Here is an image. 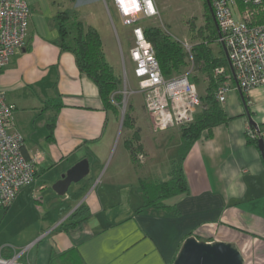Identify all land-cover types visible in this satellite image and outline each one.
I'll use <instances>...</instances> for the list:
<instances>
[{
  "label": "crops",
  "instance_id": "0c3cea01",
  "mask_svg": "<svg viewBox=\"0 0 264 264\" xmlns=\"http://www.w3.org/2000/svg\"><path fill=\"white\" fill-rule=\"evenodd\" d=\"M26 1L32 11L28 43L2 71L0 86L16 105V126L24 136L26 155L41 157L36 177L40 175L42 184L36 191H54L53 184L84 158L91 171L71 184L65 195L54 191L59 196L55 207L44 214L39 231L24 247L5 241L0 254L5 258L20 254L18 261L24 264H173L185 240L194 236L235 243L244 264H264V157L248 141L250 121L240 91H230L222 104L229 121L205 131L185 156L188 191L166 199L165 207L139 211L144 202L142 182L171 178L183 145L181 130L178 156L169 154L162 159L165 165L156 166L137 117L133 121L141 145L137 160L126 146L127 136L108 161L115 138V130L108 128L111 114L117 123L116 113L105 108L96 84L80 72L75 55L57 44L56 2ZM257 93L253 89L248 99ZM253 120L263 128L264 119ZM96 168H103L97 185ZM48 171L51 175L45 179Z\"/></svg>",
  "mask_w": 264,
  "mask_h": 264
},
{
  "label": "built area",
  "instance_id": "2783aa9c",
  "mask_svg": "<svg viewBox=\"0 0 264 264\" xmlns=\"http://www.w3.org/2000/svg\"><path fill=\"white\" fill-rule=\"evenodd\" d=\"M125 25L132 26L133 45L129 50L133 74L143 95L152 128L163 131L193 121L201 98L188 74L165 77L154 45L146 38L143 21L158 16L154 0H136L135 13L126 11L121 0H112ZM219 29V42L226 49L230 67H215L219 77L216 97L221 104L232 90L248 95L264 85V0H211ZM31 7L26 0H0V75L13 56L28 43ZM192 55V45L180 41ZM222 77V79H221ZM247 104H252L248 99ZM15 105L0 86V208L8 207L18 192L36 178L39 155L29 157L24 150L25 139L15 122ZM247 136L263 138L264 130L247 127ZM26 250V248L24 249ZM19 255L5 258L0 264H24Z\"/></svg>",
  "mask_w": 264,
  "mask_h": 264
},
{
  "label": "rangeland",
  "instance_id": "374dc122",
  "mask_svg": "<svg viewBox=\"0 0 264 264\" xmlns=\"http://www.w3.org/2000/svg\"><path fill=\"white\" fill-rule=\"evenodd\" d=\"M51 1L56 2L57 12L68 10L71 14L69 15L71 16L70 18L61 16L62 19L67 21L66 23H68L70 30H72V21L80 19L85 25H91L99 31L106 58L112 65L115 74L121 80L119 90L114 93L116 94L114 98L121 96L120 101L116 102L118 108L116 114L117 123L115 122L114 115L111 114V124H109L110 126L108 128L110 132L115 130L112 153L108 156V161L118 143H123L125 140L124 138L127 136L131 137L136 129L134 127L130 131L129 127H124L123 122L126 113H130L133 121L136 120L137 117L140 118L139 124L142 127L141 135L144 138L145 144L148 145L154 153L152 157V160L155 161L154 165L159 166L161 162L162 165H165V160L162 159L165 158V156H169V154H171L170 156L173 158L174 156L177 157V150L182 143V138L178 134V131H180L182 126L174 127L177 132H173L170 128L169 130L157 131L152 128V124L150 128L147 118L149 114L144 108L142 93L137 92L138 84L133 75V63L129 55V50L133 45V27L124 24L113 1ZM154 3L159 14L155 18L145 19L143 21L144 28L147 26H157L162 28L175 40L179 42H189L192 45V55H194L193 47L203 41L207 37V34L210 33L205 27L207 23L206 0H154ZM260 20H264V15ZM211 47L215 54L220 53L221 46L218 41L212 42ZM186 54V64L181 67V72L179 73L188 74L189 78L190 76H195L197 78L196 86L201 96L206 93L205 90L209 82L208 76L200 69L195 68L194 56L192 60L190 58L191 55L188 53ZM257 89L258 93L253 95L250 99L252 102L250 111L252 119L255 118L261 122L264 119V85ZM14 116L16 118V105ZM262 124L261 126L263 128L260 127V129L264 130V123ZM155 155L157 159L154 158ZM108 161L103 163L104 166H107ZM150 163L153 164V162ZM102 170L103 168H100L99 171L96 168L93 184L97 185L100 183L102 179L100 173ZM49 174L48 171L45 175V179ZM39 178L40 175L36 177L30 185L23 187L18 192L11 205L0 208V244L5 241H11L17 246L24 247L26 245V240L39 231L44 214L55 207L56 199H58L59 196H57L52 189L47 192H45V189H41V193L36 191ZM39 184H42V182ZM118 191L119 190H116V195L119 194ZM22 247H20V249Z\"/></svg>",
  "mask_w": 264,
  "mask_h": 264
},
{
  "label": "trees",
  "instance_id": "16d2710c",
  "mask_svg": "<svg viewBox=\"0 0 264 264\" xmlns=\"http://www.w3.org/2000/svg\"><path fill=\"white\" fill-rule=\"evenodd\" d=\"M206 14L207 23L205 27L210 33L207 34V37L203 41L193 47L195 68L200 69L208 76L209 82L205 90L206 93L200 96L201 105L200 108H198L193 121L183 125L180 129L183 138V145H181L179 156L174 162L171 178L165 181L142 182L144 202L139 208V211L142 210V208L149 206L165 207L166 199L187 192L188 182L184 175L182 164L189 149L195 141L201 138L205 131L210 132L213 127L225 124L229 121L230 117L216 97V88L219 83V77L213 75V70L215 67L219 66L229 68L230 62L227 57L225 46L218 40L219 29L217 21L214 12L210 10L207 1ZM260 14L263 17L264 13L260 12ZM69 15L71 14L68 10L58 11L53 17V22L59 31L57 44L62 50H69L75 55L76 63L80 72L89 77L96 84L105 108L117 114L118 108L116 102L120 101L121 96L114 98L116 96L114 93L119 90L121 80L115 74L112 65L106 58L100 33L95 27L85 25L80 19L72 21V30H70L68 23H66L67 21L61 18V16L70 18L71 16ZM144 32L146 38L154 45L156 57L160 62L164 76L171 77L174 73L178 74L181 72V67L186 64L185 58L187 52L180 42L157 26H147L144 28ZM216 41H218L221 46L219 54H215L211 47V43ZM190 80L195 84L197 82L195 76H190ZM240 94L246 109L250 111L249 105L247 104L248 96L242 91H240ZM55 124L56 118H53L52 123L50 124L52 132ZM123 125L130 129L134 128L133 119L130 113H126ZM249 125L255 129L253 125ZM49 137L53 138V133H51ZM247 138L249 143L255 144L256 146H258L259 139H261L251 136H247ZM138 141L139 129L136 128L133 135L128 137L125 141L127 148L131 152L133 161L137 160V152L141 148V145L137 144ZM262 155L264 157V152ZM82 208L83 207L74 214V217L79 216Z\"/></svg>",
  "mask_w": 264,
  "mask_h": 264
},
{
  "label": "water",
  "instance_id": "95a60500",
  "mask_svg": "<svg viewBox=\"0 0 264 264\" xmlns=\"http://www.w3.org/2000/svg\"><path fill=\"white\" fill-rule=\"evenodd\" d=\"M212 12L210 0H206ZM250 124L259 129L258 124L251 118ZM261 152H264V139H259ZM90 161L86 158L73 165L58 181L53 189L60 195H65L73 183H78L90 174ZM173 264H244V257L235 243L225 241L206 242L196 237H188Z\"/></svg>",
  "mask_w": 264,
  "mask_h": 264
},
{
  "label": "bare ground",
  "instance_id": "6f19581e",
  "mask_svg": "<svg viewBox=\"0 0 264 264\" xmlns=\"http://www.w3.org/2000/svg\"><path fill=\"white\" fill-rule=\"evenodd\" d=\"M136 0H121V3L126 11L135 13Z\"/></svg>",
  "mask_w": 264,
  "mask_h": 264
}]
</instances>
